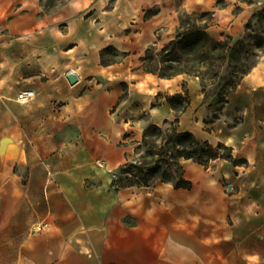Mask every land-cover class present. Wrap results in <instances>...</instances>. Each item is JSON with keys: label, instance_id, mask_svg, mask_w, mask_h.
I'll list each match as a JSON object with an SVG mask.
<instances>
[{"label": "crops", "instance_id": "crops-1", "mask_svg": "<svg viewBox=\"0 0 264 264\" xmlns=\"http://www.w3.org/2000/svg\"><path fill=\"white\" fill-rule=\"evenodd\" d=\"M40 2L0 0L13 45L8 76L18 93H37L0 120V264H264V55L228 96L223 114L242 119L224 131L199 77L139 68L149 47L174 38L180 0H67L49 13ZM47 34L52 65L40 69ZM110 46L122 56L103 65ZM4 86L0 106L10 113ZM177 94L186 97L178 111L168 100ZM177 117L179 130L232 147L244 166L182 160L190 189H116L114 174L135 157L149 121Z\"/></svg>", "mask_w": 264, "mask_h": 264}, {"label": "trees", "instance_id": "trees-1", "mask_svg": "<svg viewBox=\"0 0 264 264\" xmlns=\"http://www.w3.org/2000/svg\"><path fill=\"white\" fill-rule=\"evenodd\" d=\"M209 12H192L179 16V25L175 36L166 43L162 48L151 46L147 49L145 56L140 60L139 68L147 73L158 74L165 79H171L178 75L186 73V75L199 77L201 72L178 71L172 74L160 73L154 63L173 62L179 60L176 54L183 48L198 47L201 51L204 48L208 50V55L215 59L227 58L230 62L236 64L239 68L236 74L226 75L220 78L219 82H213V95H218L223 102H227L228 96L235 91L245 75L248 74L252 66H245L244 61L249 58L259 57L264 53V8L257 11L249 19L246 27L248 33L242 39L233 45L228 38L225 41H218L210 37L206 31L209 27L210 20L203 19L204 26L202 28L191 27L190 18L197 15H209ZM261 28L260 31L252 29L253 25ZM109 52L116 53V57L120 58L122 54L113 46H110L101 52L102 64L108 65L117 60L107 59ZM173 55V57H171ZM171 58V59H168ZM200 60L198 64H200ZM195 67V66H194ZM205 97L210 96L206 92L207 85L203 81L201 83ZM175 109L181 110L186 101V97L177 94L168 97ZM222 150L228 151L227 154ZM216 159H226L235 165L246 163L244 159H238L233 155V148L219 142L217 145L211 144L207 140L198 139L190 131H181L178 127V117L172 122H166L160 126L153 124L147 127L142 141L135 148V157L123 164L115 173L120 177L114 180L113 186L116 189L127 186L138 187H154L158 182L172 183L176 189L192 187V182L185 177V169L182 160H193L194 162L208 167L212 161Z\"/></svg>", "mask_w": 264, "mask_h": 264}, {"label": "rangeland", "instance_id": "rangeland-1", "mask_svg": "<svg viewBox=\"0 0 264 264\" xmlns=\"http://www.w3.org/2000/svg\"><path fill=\"white\" fill-rule=\"evenodd\" d=\"M41 2V11L43 13H49L56 10L61 4L65 3L67 0H40ZM182 3L181 14L185 12L192 13L198 12L199 14L203 12H209L210 14L205 15H197L190 18V26L202 28L205 24L202 21L203 19L210 20V24L208 29L206 30L210 37L217 39L218 41H225L228 38H231L229 41L233 45L238 40L242 39L248 33L247 30V23L249 19L252 17L254 13L264 8V0H180ZM264 27V24H263ZM252 29L260 31L261 28L256 27L254 24ZM9 35V28L7 26L0 25V72H4L6 77L0 78V83H3L5 86L6 94L3 95V99L8 103L7 106L10 107V113L8 112V108L0 106V120L3 118L6 120L8 117L12 118V111L14 106L18 109L22 108V111L27 109V104H21L17 106V102L15 101L17 93L19 89L14 87V79L13 77H9L8 75L12 73L13 70V45L4 43V41L8 40ZM55 42V37L52 34H47L39 38V68L43 69V67L47 68L48 66L52 65V57L54 51L53 43ZM25 42H23V45ZM24 47V46H23ZM160 49V46H158ZM24 49V48H23ZM208 50L204 48L203 50L199 51L198 47H187L181 49L176 56H178L179 60L176 61H169L163 63H154L152 67H155L156 70L160 73L164 74H172L175 72L180 71H187V72H201V79L199 78L200 83L205 82L207 85L206 92L213 96V103L215 109L213 110V115L211 116V122L214 120H221L224 121L226 125L222 124L223 129L231 128L236 126L242 116L239 117H232L230 120L225 117L223 114L222 108L226 102L222 101V98L218 95H213V82H219L220 78L226 75L236 74L238 72V67L236 66L235 62H230L227 58H220L215 59L210 57L208 54ZM116 53L109 52L107 54V59L109 60H118L119 58L115 56ZM263 54H260L259 57L249 58L248 60L244 61L245 66H252L250 71L247 75H249L253 69L260 64L263 58ZM173 57V55L171 56ZM47 62H44L43 60ZM168 59H171L168 57ZM201 61L198 64V61ZM195 66V67H194ZM158 78L160 77L158 74H154ZM188 78L192 76L186 75L185 72L183 74ZM245 75V76H247ZM243 80V79H242ZM22 85L25 83V79H22ZM18 85H20L18 83ZM21 86V85H20ZM3 87H0L2 89ZM237 89V88H236ZM235 89V90H236ZM37 97V96H36ZM33 101V100H32ZM4 120V121H5ZM154 123L149 121L148 127H151ZM2 127L0 124V132H2ZM216 145V144H215ZM226 145V144H225ZM228 146V145H226ZM230 147V146H229ZM222 153L227 154L228 151L222 150ZM239 159V158H238ZM232 163V162H231ZM245 163H240L239 165L244 166ZM235 165V164H234ZM120 175L118 173L114 174V180H117ZM119 183V182H118ZM161 183V182H158ZM232 185V184H231ZM226 190L229 192L236 189L234 185L233 189H229L228 183L225 182L224 184Z\"/></svg>", "mask_w": 264, "mask_h": 264}, {"label": "built area", "instance_id": "built-area-1", "mask_svg": "<svg viewBox=\"0 0 264 264\" xmlns=\"http://www.w3.org/2000/svg\"><path fill=\"white\" fill-rule=\"evenodd\" d=\"M37 96V93L35 90L29 89V90H23L18 93L17 95V101L21 104H27L34 100ZM46 226L45 225H37L36 230H43Z\"/></svg>", "mask_w": 264, "mask_h": 264}, {"label": "water", "instance_id": "water-1", "mask_svg": "<svg viewBox=\"0 0 264 264\" xmlns=\"http://www.w3.org/2000/svg\"><path fill=\"white\" fill-rule=\"evenodd\" d=\"M67 79L69 80V82L74 85L78 82V77L73 73V72H70L68 75H67Z\"/></svg>", "mask_w": 264, "mask_h": 264}]
</instances>
